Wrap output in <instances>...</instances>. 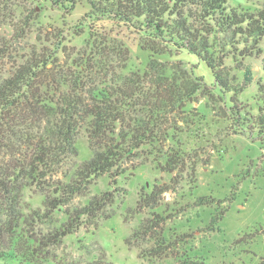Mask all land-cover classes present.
Listing matches in <instances>:
<instances>
[{"label": "trees", "instance_id": "16d2710c", "mask_svg": "<svg viewBox=\"0 0 264 264\" xmlns=\"http://www.w3.org/2000/svg\"><path fill=\"white\" fill-rule=\"evenodd\" d=\"M53 1L72 11L88 8L70 32L72 41L85 38L82 48L70 45L69 37L58 29L57 37L32 46L8 69L6 52L0 49L3 264L47 263L45 249L73 234L84 221L96 222L115 204L120 178L148 161L172 175L170 184L179 186L188 179L193 190L198 161L192 154L204 137L197 124L211 128L206 116L199 120L194 113L199 97L234 109L255 87L254 106L243 113L251 121L249 131L264 135V62L258 81L248 64L263 53L264 9L232 6L228 0ZM130 36L146 58L143 69L129 70ZM201 64L211 73L210 84L199 73ZM236 114L240 117L242 110ZM82 137L88 140L91 156L79 163ZM104 176L110 177L116 191L67 211V222L44 238L25 232L26 225L51 217L75 197L88 194ZM170 189L155 186L144 199V208H157L156 197ZM30 190L43 197L42 213L41 209L25 213L23 199ZM207 202L209 198L201 197L197 205ZM153 216L140 232L160 230V236L163 215ZM222 218L223 213L214 217L210 227ZM163 238L144 257L173 260L172 264H210L190 248L165 245L167 236Z\"/></svg>", "mask_w": 264, "mask_h": 264}, {"label": "rangeland", "instance_id": "374dc122", "mask_svg": "<svg viewBox=\"0 0 264 264\" xmlns=\"http://www.w3.org/2000/svg\"><path fill=\"white\" fill-rule=\"evenodd\" d=\"M228 1L232 6L264 9V0ZM53 2L0 0V14H5V18H0V49L6 52V69L32 46L45 45V41L57 37L58 29L63 37L71 40L70 32L88 8L78 7L72 11ZM84 39L71 40L70 45L80 49ZM129 39L132 47L129 70L143 69L146 58L135 39L132 36ZM262 48L260 58L248 60L256 81L263 77L264 42ZM199 73L210 84L212 76L204 64ZM254 92L255 87H252L234 109L221 101L201 97L193 104L199 120L206 116L211 125L206 129L205 125L197 124L204 137L194 146L192 154L198 161L197 185L193 190L188 179L175 186L170 184L172 175L158 171L151 161L140 165L142 162L138 160L137 171L120 178L115 204L107 207L96 222L84 221L73 234L53 244L56 246L47 247L45 264H86L96 260L103 264H172L173 260L144 257L148 255L147 249L164 240V235L167 236L165 245L190 248L193 255H203L210 264H259L264 259V135L249 131L252 124L243 113L250 105L254 106ZM239 109L242 110L240 117L236 114ZM187 137L188 134L183 135L185 140ZM78 147V162L89 159L88 140L82 137ZM155 186L171 189L156 197L159 204L154 206L157 208H144V199ZM107 191L116 190L110 177L104 176L92 185L88 194L75 197L51 217L38 220L32 226L26 225L24 230L29 236L34 233L44 238L67 222V211L85 207L93 197ZM201 197L209 198L210 202L197 205ZM23 201L28 215L37 209L44 211L43 197L33 190L25 193ZM154 213H162L164 218V234L160 236V230L148 235L140 232L144 223L155 219ZM222 213L223 218L212 229V219Z\"/></svg>", "mask_w": 264, "mask_h": 264}]
</instances>
